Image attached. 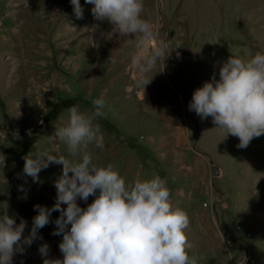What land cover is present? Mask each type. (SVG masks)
<instances>
[{
    "label": "rangeland",
    "instance_id": "374dc122",
    "mask_svg": "<svg viewBox=\"0 0 264 264\" xmlns=\"http://www.w3.org/2000/svg\"><path fill=\"white\" fill-rule=\"evenodd\" d=\"M0 264H264V0H0Z\"/></svg>",
    "mask_w": 264,
    "mask_h": 264
}]
</instances>
